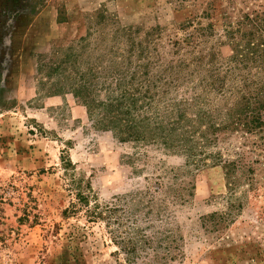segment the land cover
<instances>
[{"label":"rangeland","instance_id":"1","mask_svg":"<svg viewBox=\"0 0 264 264\" xmlns=\"http://www.w3.org/2000/svg\"><path fill=\"white\" fill-rule=\"evenodd\" d=\"M261 18L264 0H0V264H264V111L232 114L264 84L235 61ZM121 101L157 135L100 123Z\"/></svg>","mask_w":264,"mask_h":264},{"label":"trees","instance_id":"2","mask_svg":"<svg viewBox=\"0 0 264 264\" xmlns=\"http://www.w3.org/2000/svg\"><path fill=\"white\" fill-rule=\"evenodd\" d=\"M248 21L250 22L251 29L249 32H245L243 34V39H246L244 42V46H243V53H240L239 60H235V61L240 63L243 67H246V64L250 60L252 62L253 61L255 62L260 59L263 62L262 65H260V67L262 70H264V42L258 43V42L253 41L255 33L261 32L264 28V23H263L264 18H261L259 21H256V19H248ZM233 51L236 52V49L234 48ZM243 82L244 84H247L248 80L244 79ZM254 84H255V88H253L252 85H248V87L253 88V90L250 89V90H247L249 91L248 93L247 92L242 93L238 101L235 102L236 107L234 108V111H232V114L235 115V120H236L235 122L240 123L245 119L247 121L244 122V125L249 127V129L257 127L261 123V117H260L261 113L260 112L264 111V99H262V95L264 93V84H262V82H259V83L255 82ZM215 89L218 90V88H215ZM77 93L78 92H75L76 95ZM122 99H126V94L124 92L120 94L119 100H122ZM130 99L136 101L134 96H131ZM134 104L136 105V102H134ZM134 104L130 103L127 106L124 104V106L127 108V109H124L123 106H120L122 105V101L117 102L116 104L112 102L110 103L100 102L98 104L99 109L110 108V111L107 113L108 116L104 115L100 123L107 122L105 126L106 128L108 127L114 128V125H116L118 129L121 127L125 128L127 130V136H126L127 138L139 137V139H142V138L144 139V138H149V137L151 138L153 135H157V134H154L152 130L148 132L150 134H144L142 132L140 133V130L137 129V127L141 126L143 130L147 125H149L145 117H142L139 120H135L134 116L131 118L123 116L124 114H129L130 109L134 110L136 108ZM88 108H89V105H88ZM139 108L141 109L142 106H140ZM178 117L183 118L182 111H180V114ZM184 117H185V114H184ZM175 124L176 122H172L170 124L172 125V127L168 129L170 132H173L177 129L174 126ZM161 125L162 124H160V126ZM153 128L157 130L154 126ZM184 133L185 131L182 130V132H179V136L181 137ZM138 134L141 136H138Z\"/></svg>","mask_w":264,"mask_h":264}]
</instances>
